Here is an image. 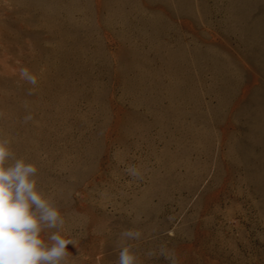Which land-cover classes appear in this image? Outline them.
<instances>
[{
	"label": "rangeland",
	"instance_id": "1",
	"mask_svg": "<svg viewBox=\"0 0 264 264\" xmlns=\"http://www.w3.org/2000/svg\"><path fill=\"white\" fill-rule=\"evenodd\" d=\"M0 139L68 264H264V0H0Z\"/></svg>",
	"mask_w": 264,
	"mask_h": 264
},
{
	"label": "clouds",
	"instance_id": "2",
	"mask_svg": "<svg viewBox=\"0 0 264 264\" xmlns=\"http://www.w3.org/2000/svg\"><path fill=\"white\" fill-rule=\"evenodd\" d=\"M20 76L30 84L37 82L27 68L20 70ZM30 119L31 115L26 116L25 122ZM9 143L0 139V264H68L71 253L67 246H76V241L61 234L65 220L51 198L38 188L37 166L17 158ZM127 171L141 178L134 166ZM49 230L55 231L47 234ZM120 235L125 241H135L142 233L126 229ZM159 255L175 264L163 249ZM138 261L134 247L124 244L118 264H138Z\"/></svg>",
	"mask_w": 264,
	"mask_h": 264
}]
</instances>
